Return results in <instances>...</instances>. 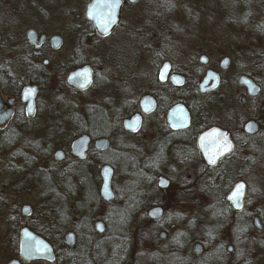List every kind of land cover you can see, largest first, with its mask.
I'll return each mask as SVG.
<instances>
[{"label":"flooded vegetation","instance_id":"1","mask_svg":"<svg viewBox=\"0 0 264 264\" xmlns=\"http://www.w3.org/2000/svg\"><path fill=\"white\" fill-rule=\"evenodd\" d=\"M8 1L17 0H0V175L11 178L3 181L2 190L21 192L30 187L36 193L44 188L51 203L46 208L49 219L44 232L26 222L33 215L29 205H24L15 222L9 223L10 234L19 231L20 236L15 239L18 250L7 264H77L78 258L81 262L87 259L84 252L76 250L82 240L80 234L86 233L83 237L87 242L110 232L109 221L93 215L91 218L88 209L96 202L108 205L122 197L127 181L123 184L120 177H133V209L144 204L140 202L145 200L143 194L150 200L157 199L149 210L161 208L163 217L151 220L146 214V221L160 229L157 241L156 236L150 239L152 247L155 242L164 245L169 236L164 228L169 226L171 232L177 228L169 223L168 206L158 197L168 195L173 199V180L165 173L168 171L180 175L176 202L191 211L187 212L195 229L190 240L180 239L174 255L162 249L156 255L158 250L153 247L151 262L166 264L173 256L171 261L177 264H248L250 241L264 233V189L252 196L250 181L258 184L256 174L264 176V86L247 74L238 79L242 91L224 80L215 63L210 64L209 55L215 47L211 42L196 47L186 58L181 46L186 37L199 44L200 27H171L166 19L169 13L161 9L164 0H120L119 22L107 36L99 34L88 18L94 0H22L23 9H15ZM225 60L230 62L229 58ZM166 65L169 70L163 76ZM199 65L207 67L203 78ZM83 69L91 71V85L79 90L68 81ZM209 72L218 76V84L203 93L201 86ZM99 77L110 82V87H101L91 105L84 97L95 90ZM242 77L255 85L254 94L240 83ZM51 83L56 85L52 91L64 95L72 109L81 108L85 122H65L61 138L54 140L62 127L48 126L49 115L44 114L46 143L26 142L19 133L40 114V99ZM212 86L213 81L207 88ZM27 87L37 89L31 117L23 102ZM206 96L211 100L203 103ZM178 106L187 111L189 122L172 127L168 117ZM137 117V130H126L125 123ZM81 138L87 141L84 157L73 153L75 142ZM46 144L48 147L42 148ZM58 154L61 160L56 158ZM167 164L173 167L166 168ZM251 166L257 168L254 178L250 177ZM105 168L111 171L113 197L109 201L102 196ZM60 173L63 178L58 182ZM43 175L53 178L54 187L61 184L60 189L71 199L78 226L69 225L72 227L66 235L60 230L64 217L56 206L58 197L55 191L43 187ZM161 178L169 183L166 189L159 187ZM140 183L143 186L138 189ZM237 188L243 192V200L229 199ZM122 203L111 211L110 221ZM99 225L103 232L98 231ZM25 229L51 245L53 261L22 259L20 244ZM69 234H73V244L67 243ZM51 241L59 242L60 249Z\"/></svg>","mask_w":264,"mask_h":264},{"label":"rangeland","instance_id":"2","mask_svg":"<svg viewBox=\"0 0 264 264\" xmlns=\"http://www.w3.org/2000/svg\"><path fill=\"white\" fill-rule=\"evenodd\" d=\"M162 2L165 4V7L161 9L169 13L166 19L171 27L175 25L173 28L178 30L179 27L182 26L190 27L198 25L200 27L201 41H197L199 44H195L193 40L186 37L185 44L181 46L185 52L186 58L193 54L192 51H194L196 47L199 49L209 44L208 42H211L215 47L214 53L209 55L210 64L213 62L215 63L217 71L223 74L224 80L233 82L235 88L242 91V88L238 85V79L241 75L247 74L264 86V72H261L262 68L260 65L261 60L264 61V0H164ZM162 2H159L160 6H163ZM9 4L10 6L15 5V9H21L22 6L25 5L22 0H17V2L11 1ZM140 9L141 8H137L135 10ZM173 28L171 29L173 30ZM118 35L123 37L121 34ZM225 58H229L230 62L227 69L222 70L220 69V64ZM262 65L264 70V64L262 63ZM187 66L188 65H186L185 68H187ZM199 68L202 74L201 77L203 78L207 67L199 65ZM97 82L95 90L84 97V100H86V102L88 100L91 105L95 104L93 98L97 97L99 89L110 85V82L100 77ZM54 85L55 83L47 85L46 91L42 94L40 99L42 103L40 114L36 116L34 121H29L19 133L20 137L24 138L26 142L39 140L42 144L46 143L43 140L46 130V126L43 125L44 114H47V116L49 115L50 124L48 126L60 124L62 127V129L58 128L60 131L57 137L53 138L54 140L61 138V132L65 130V122L69 120H78L82 123L85 122V113L81 108L72 109L68 99L64 95L55 94L52 91V89L56 88V85ZM56 91L58 92V90ZM210 100L211 97L206 96L203 97L202 101L203 103H208ZM80 105H84V101H81ZM262 138H264V136H262ZM57 142H55V144ZM48 145L49 144L42 145V148H46ZM53 152L54 151H52L51 154ZM67 164L68 163H65L63 166ZM168 167L170 169L173 166L167 164L166 168ZM173 169L177 170L176 167ZM256 169L257 168L251 166V178L255 177V173H257ZM170 172L171 171L165 173L169 174L173 180L171 192L173 193V199H169L168 195H159L158 197L159 200L161 199V201L165 202L166 206H168L166 212L169 223H175L177 228L172 232L169 230V226L164 228L169 234L168 241L164 245L155 242L153 247L155 250H158L156 255H160V249L166 251L167 254L171 255L172 253V255H174L173 253L179 250L180 241L182 239H186L187 241L190 240V234H192L195 229L193 223L190 221V215H188V212L191 211L183 210L179 202H176L178 198L176 193L180 190L182 182L180 175L176 171ZM258 174H256V177H259L258 184H255L250 179L252 184V196L260 194L264 189V176L261 178ZM62 176V173L58 174V182L62 180ZM43 177H45L41 179L43 187L47 186L48 190L52 189L56 192L55 195L58 197L56 206L61 209L64 217L62 225H60V230L66 235L68 229L72 227L69 225L74 223L73 226H78V221L75 220L73 216L74 210L73 205L70 204L71 199L64 190L60 189L62 188L60 186L61 184H58V187L57 184H55L54 187L53 178L49 179V177L44 175ZM145 178L146 177H144V179ZM10 179L11 178L7 176L4 177L0 175V264H7L10 260V256L18 250L15 245V239L19 240L20 232L18 231L10 234L8 229L10 227L9 223H14V219H17L18 214H21L22 207L24 205H29L33 208V215L26 222L36 226L39 230L44 232V230L47 229L46 227L48 225H46V222L49 219L48 215H46L48 212L46 208L49 206L48 202L51 203L50 197L46 195L44 188L43 190L41 188V191L39 190V192L36 193L31 192L32 189H30V187L21 192L20 190L13 192L12 188L2 190L3 181H9ZM120 179L123 184L131 180L133 185V177L132 179L130 178V180L129 177H120ZM152 180L153 179L150 180L151 185H153ZM55 181L56 177L54 179V182ZM140 185L138 189L142 188L143 183H140ZM37 197L40 198L39 201L36 200ZM140 197L142 198V195ZM143 198H145L144 201L141 199V201L139 200L141 203H144L139 209H133V204L127 206L123 195L122 197L120 196L117 201L108 205L103 203L99 204L98 202L91 205L88 209L90 216L102 217L104 220L106 219V222L109 221L110 232L99 240L90 238V241L87 242L83 237L86 233H84V235L80 234L82 240L79 241L76 250H79L81 253L84 252L87 259L81 262V258H78L79 263L77 261V264H153L150 255L154 252L152 250V245L154 243L150 239L156 236L155 239L157 241L160 229L159 225H152V223L146 221V214L152 206L156 205L155 201H157V199L150 200L147 194H143ZM121 202L125 204L122 203L123 205H121L118 210H115L116 216L110 221L111 211L118 208ZM97 207L98 209L95 211ZM20 221L24 222L23 220ZM132 228L133 234L131 233ZM172 257L166 264H177L171 261ZM155 264H162V262ZM248 264H264V233L259 235L256 239H253V241H250Z\"/></svg>","mask_w":264,"mask_h":264},{"label":"water","instance_id":"3","mask_svg":"<svg viewBox=\"0 0 264 264\" xmlns=\"http://www.w3.org/2000/svg\"><path fill=\"white\" fill-rule=\"evenodd\" d=\"M122 2L120 0H94L88 10V18L91 22L94 23L97 31L102 36H107L109 33L117 26L119 22V15L121 10ZM229 61L225 60L221 64V68L226 69L228 67ZM169 70V67L166 65L162 70V75L164 76ZM85 74H88L87 76ZM90 80V82H88ZM213 81V86L207 88L208 84ZM69 84L74 86L79 90H86L91 85V71L89 69H83L72 74L69 78ZM240 83L244 85L250 94H254L257 90L255 85L248 78L242 77L240 79ZM218 84V76L212 72H209L204 79L201 90L203 93H206L209 90L214 89ZM37 93V89L35 87H27L23 93V102L27 103V111L28 115L31 117L34 112V100ZM2 102L0 98V110L2 107ZM133 121L136 123V126L133 128ZM168 121L172 127H177V124L182 122L185 125L189 122V115L187 111L181 107H176L173 111L170 112ZM140 124L139 117L134 120L127 121L125 123V129L128 131H135ZM87 146L86 138H81L77 142H75L73 146V153L79 157H84V151ZM58 160L62 159V156L58 154L56 156ZM103 188H102V196L106 201L112 199L113 194L111 192V171L108 168H105L103 171ZM169 183L165 179H160L159 187L162 189H166ZM239 188L232 193L233 200H243V192H239ZM232 200V199H231ZM234 201V202H235ZM25 214H28L29 208H24ZM148 218L151 220H160L163 217V210L161 208H154L148 211ZM256 226L260 229L261 227L256 224ZM98 231L103 232L102 226H98ZM164 235H162V239H164ZM68 244L74 243L73 234H69L66 238ZM20 253L21 257L24 261L30 262L34 260H45V261H53L54 254L51 245L46 242L41 237L35 235L29 230L25 229L22 231L21 236V244H20ZM11 264H18L17 262H12Z\"/></svg>","mask_w":264,"mask_h":264},{"label":"trees","instance_id":"4","mask_svg":"<svg viewBox=\"0 0 264 264\" xmlns=\"http://www.w3.org/2000/svg\"><path fill=\"white\" fill-rule=\"evenodd\" d=\"M130 178L132 179V177H129V180ZM123 198L125 199L124 201L125 203H127V206L133 204V185L131 180L128 181L123 188ZM131 231V233L133 234V228ZM51 243L56 247L59 246V242L51 241ZM56 249L59 250L60 248L57 247Z\"/></svg>","mask_w":264,"mask_h":264},{"label":"snow or ice","instance_id":"5","mask_svg":"<svg viewBox=\"0 0 264 264\" xmlns=\"http://www.w3.org/2000/svg\"><path fill=\"white\" fill-rule=\"evenodd\" d=\"M85 75L87 76L88 74H85ZM88 82H90V80Z\"/></svg>","mask_w":264,"mask_h":264}]
</instances>
